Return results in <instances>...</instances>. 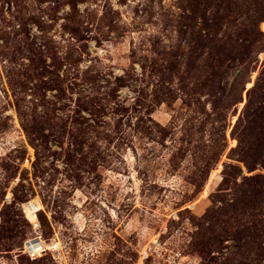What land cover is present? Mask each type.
Wrapping results in <instances>:
<instances>
[{
	"label": "trees",
	"instance_id": "1",
	"mask_svg": "<svg viewBox=\"0 0 264 264\" xmlns=\"http://www.w3.org/2000/svg\"><path fill=\"white\" fill-rule=\"evenodd\" d=\"M136 2L0 0V93L5 100L0 104V135L13 122L6 114L13 108L35 151L31 170L24 168L27 144L0 158V251L15 249L14 243L3 241L18 236L19 220L30 227L21 205L35 195L31 175L55 182L63 171L74 193L86 179L100 181L99 169L121 163L136 137H167L168 130L154 118L163 105L180 103L178 117L203 115L199 129L213 122V134H221V145L192 180L197 193L228 148L232 111L239 115L231 159L250 174L264 168V0ZM122 8L132 10V28ZM147 23L162 25L153 33L141 30V39L132 40L129 66L119 68V74L109 51L100 55L95 47L118 44ZM169 29L176 39L167 44ZM186 124L182 131H188ZM243 173L233 163L225 165L205 219L230 227L236 219L239 231H225L227 241L248 252L247 259L254 244L255 262L264 264V176ZM16 180L9 203L7 192ZM48 197L38 215L41 225L50 210ZM208 244L211 239L200 243Z\"/></svg>",
	"mask_w": 264,
	"mask_h": 264
},
{
	"label": "rangeland",
	"instance_id": "2",
	"mask_svg": "<svg viewBox=\"0 0 264 264\" xmlns=\"http://www.w3.org/2000/svg\"><path fill=\"white\" fill-rule=\"evenodd\" d=\"M165 3L171 5L172 0H165ZM122 9L132 28L136 24L132 10ZM157 13L156 10V18ZM155 23L132 29L131 34L118 44H107L104 49L95 47V44L94 47L100 55L109 51L111 63L121 74L119 68L129 66L132 40L138 42L141 39V30L146 33L159 30L162 24L158 26ZM262 28L264 30V24ZM165 35L170 37L165 39L167 44L169 39H176L171 29L165 31ZM260 59H264V54ZM256 75L252 78L255 79ZM4 102L0 93V104ZM179 107L180 103L173 107L163 105L154 114L155 120L168 130L167 137L156 134L153 137L156 142L136 137L135 147L122 154L121 163L115 162L116 165L107 169L100 168L102 179L84 180L81 189L75 193L71 182L65 180L63 171L55 182H50V179L36 181L31 175L35 195L21 205L30 227L19 220L18 236L3 241L8 245L14 243L15 249L0 251V264H258L255 262L254 244L247 259L248 252L238 249L235 242L227 241L225 231L235 235L239 231L236 219L231 220V227L221 222L212 225L205 219L214 207L226 164L241 167L246 176H264V168L259 167L250 174L242 163L231 159L230 152L238 145L232 137V129L239 114L231 115L232 111L228 117V148L202 191L197 193L192 180L197 178L205 158L221 145V134H213V122L199 129L203 115L191 113L178 117L175 110ZM243 107L240 105L238 111ZM6 114L12 117L13 122L0 135V158L27 144L24 168L31 170L35 151L27 143L16 111L10 108ZM186 120L188 131H182ZM173 126L177 127L171 129ZM17 183L18 180L13 181L8 189L6 201L9 203ZM46 196H50V210L46 212L45 225H41L38 215L44 210L42 200ZM31 202L41 206V210L36 212L38 228L30 222L25 210V205ZM2 209L3 204L0 203V224ZM36 239H40L45 253L40 251L34 262L26 245ZM209 239L212 241L210 246L200 245L201 242L208 243Z\"/></svg>",
	"mask_w": 264,
	"mask_h": 264
},
{
	"label": "bare ground",
	"instance_id": "3",
	"mask_svg": "<svg viewBox=\"0 0 264 264\" xmlns=\"http://www.w3.org/2000/svg\"><path fill=\"white\" fill-rule=\"evenodd\" d=\"M25 210H26V213H27L29 220L35 225L36 228H38L39 225H38L37 218H36L35 214H36V212L41 210V206L36 205V202L35 203L31 202V203L25 205ZM37 243H38V241L29 242L27 245L28 251H30L32 253H36L38 250H40L42 245L37 244Z\"/></svg>",
	"mask_w": 264,
	"mask_h": 264
},
{
	"label": "built area",
	"instance_id": "4",
	"mask_svg": "<svg viewBox=\"0 0 264 264\" xmlns=\"http://www.w3.org/2000/svg\"><path fill=\"white\" fill-rule=\"evenodd\" d=\"M34 241H38V243L37 244H41L42 245V243L40 242V239H36V240H34ZM26 247H27V245H26ZM28 250V249H27ZM40 251H43V253H45V250H44V247L42 246L41 247V249L40 250H38L36 253H30L31 255L29 256L32 260H37V258H38V256H36L37 254H40Z\"/></svg>",
	"mask_w": 264,
	"mask_h": 264
},
{
	"label": "water",
	"instance_id": "5",
	"mask_svg": "<svg viewBox=\"0 0 264 264\" xmlns=\"http://www.w3.org/2000/svg\"><path fill=\"white\" fill-rule=\"evenodd\" d=\"M36 215V214H35ZM36 218H37V215H36Z\"/></svg>",
	"mask_w": 264,
	"mask_h": 264
}]
</instances>
